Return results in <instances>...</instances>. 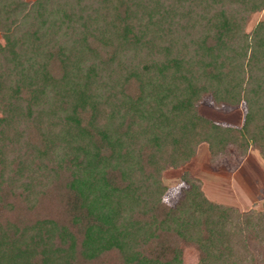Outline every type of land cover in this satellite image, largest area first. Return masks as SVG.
Returning a JSON list of instances; mask_svg holds the SVG:
<instances>
[{
	"label": "trees",
	"instance_id": "1",
	"mask_svg": "<svg viewBox=\"0 0 264 264\" xmlns=\"http://www.w3.org/2000/svg\"><path fill=\"white\" fill-rule=\"evenodd\" d=\"M264 0H0V264H264V210L162 173L207 142L264 159ZM246 112L241 128L202 116ZM60 206L61 209H52Z\"/></svg>",
	"mask_w": 264,
	"mask_h": 264
},
{
	"label": "rangeland",
	"instance_id": "2",
	"mask_svg": "<svg viewBox=\"0 0 264 264\" xmlns=\"http://www.w3.org/2000/svg\"><path fill=\"white\" fill-rule=\"evenodd\" d=\"M263 19L264 10L253 13L246 24V32H251ZM197 111L225 127L241 128L246 106L244 103L239 106H216L208 95L197 105ZM185 174L199 183L205 196L212 202L228 204L241 212L264 210V159L255 146L243 156L234 146H228L224 153H215L207 142L199 144L193 158L179 168H169L162 173V181L168 188L164 195L166 203H176L182 190L187 187ZM52 209L61 208L57 206ZM175 250L181 252L184 264H197L198 251L175 234L163 233L145 247L149 254L169 255Z\"/></svg>",
	"mask_w": 264,
	"mask_h": 264
},
{
	"label": "crops",
	"instance_id": "3",
	"mask_svg": "<svg viewBox=\"0 0 264 264\" xmlns=\"http://www.w3.org/2000/svg\"><path fill=\"white\" fill-rule=\"evenodd\" d=\"M262 190L264 191V180H263ZM227 206H230V205L227 204Z\"/></svg>",
	"mask_w": 264,
	"mask_h": 264
}]
</instances>
